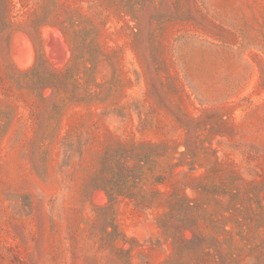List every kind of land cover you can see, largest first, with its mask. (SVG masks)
I'll return each mask as SVG.
<instances>
[{
    "label": "rangeland",
    "instance_id": "374dc122",
    "mask_svg": "<svg viewBox=\"0 0 264 264\" xmlns=\"http://www.w3.org/2000/svg\"><path fill=\"white\" fill-rule=\"evenodd\" d=\"M0 264H264V0H0Z\"/></svg>",
    "mask_w": 264,
    "mask_h": 264
},
{
    "label": "bare ground",
    "instance_id": "6f19581e",
    "mask_svg": "<svg viewBox=\"0 0 264 264\" xmlns=\"http://www.w3.org/2000/svg\"><path fill=\"white\" fill-rule=\"evenodd\" d=\"M59 40V39H58ZM28 48H29V46H27ZM31 50V49H30ZM29 51H27V49H26V52H24V54L26 53V55H28L27 53H28ZM32 52V51H31ZM31 55V53L29 52V56Z\"/></svg>",
    "mask_w": 264,
    "mask_h": 264
}]
</instances>
